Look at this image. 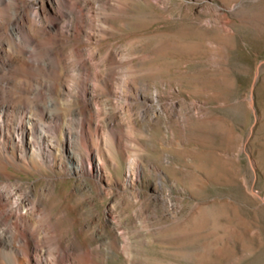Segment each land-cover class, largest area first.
<instances>
[{"label": "rangeland", "instance_id": "rangeland-1", "mask_svg": "<svg viewBox=\"0 0 264 264\" xmlns=\"http://www.w3.org/2000/svg\"><path fill=\"white\" fill-rule=\"evenodd\" d=\"M84 1L83 47L112 51L92 125L109 191L59 182V233L99 264H264V0Z\"/></svg>", "mask_w": 264, "mask_h": 264}, {"label": "bare ground", "instance_id": "bare-ground-1", "mask_svg": "<svg viewBox=\"0 0 264 264\" xmlns=\"http://www.w3.org/2000/svg\"><path fill=\"white\" fill-rule=\"evenodd\" d=\"M88 4L0 0V264H99L98 256L107 257L76 234L64 238L48 205L70 177L109 191L100 147L106 137L92 125L96 81L104 79L94 66L112 51L83 47L93 19ZM20 170L38 176L25 179Z\"/></svg>", "mask_w": 264, "mask_h": 264}]
</instances>
